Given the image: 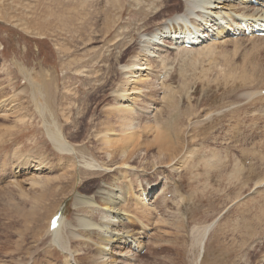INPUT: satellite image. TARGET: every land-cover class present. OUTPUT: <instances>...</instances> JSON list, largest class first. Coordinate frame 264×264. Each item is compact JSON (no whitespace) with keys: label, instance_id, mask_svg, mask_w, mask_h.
<instances>
[{"label":"rangeland","instance_id":"obj_1","mask_svg":"<svg viewBox=\"0 0 264 264\" xmlns=\"http://www.w3.org/2000/svg\"><path fill=\"white\" fill-rule=\"evenodd\" d=\"M140 1L91 0L94 3L91 6L83 0H0V93L8 96L2 97L8 101L1 103L10 107V96L27 84L26 74L33 73L36 77L43 74L48 81H53H50L52 104L55 105L65 131H71L73 125H78V129L72 131L76 137L70 138L71 141L78 143L83 138L93 141L90 138L91 128L103 116L101 107L111 102V89L118 82L122 83L119 68L136 49L139 35L151 30L163 17L181 11L185 0H154L156 8L147 5L149 0ZM239 39L236 44L232 41L217 43L218 46L211 49L210 53L169 50V56L164 59L165 69L160 73L155 72L160 83H163L161 87L157 85L152 90V96L146 102H152L154 111L159 106L162 108L160 98L168 91L173 103L159 113V124L172 137L178 132L179 125L186 126L188 141L190 143L192 139V143L187 142L185 146L190 151H184V148L177 156L178 160L182 159L179 170L173 171L168 164H159L161 166L155 165L146 172L136 173L139 184L141 182L144 187L147 182L157 185L150 200H155L160 208L152 214L149 225L152 226L151 230L142 238V250L146 247L147 250L137 255L135 264L144 261L150 264L264 262V229L255 227L256 230H252L248 224L251 221V225H254L252 223L256 214L264 220L260 215L264 213V186L252 190L255 179L262 175L264 177V95L260 94L264 90V40ZM242 65L249 72L253 71L252 79L243 81L240 76L244 68ZM255 65L262 69L261 72L254 70ZM7 77L11 80H7ZM11 84L12 87L9 86ZM30 91L21 95L19 93V102L13 104L17 108L13 111L22 108L19 111L25 115V120L17 123L15 131L2 134L17 113L10 112L8 118L0 116V139L4 142L0 146V264H31L33 260L34 264H66V255L59 247L42 243L49 238L44 234L48 214L52 209L55 213L62 208L67 230L73 229L70 224L76 215L88 217L86 206L74 204L77 194L92 195L102 181L115 182L121 188L117 189L120 192L126 187V179L118 178L120 173L119 169L114 168L116 165L109 169H101L98 165L95 170H83L82 157L90 160L91 156L90 153L83 156L78 154L75 159L81 172L76 174V186H60L59 190L52 186L49 188L51 191H45L51 196L50 199L40 205L27 194L20 195L15 182L28 188L29 179L35 174L53 177L61 173L55 165L58 164L60 154L47 136L44 119L39 116ZM144 136H141L140 143L145 142ZM92 144L94 141L89 142L88 146ZM155 148H150L151 154ZM14 151H22L27 158L42 152L51 167L36 170L35 166L27 163L29 169L24 170L16 165L18 160L12 158ZM181 155L188 159H183ZM213 155H225L224 165L218 169L209 166L215 161ZM94 157L96 164L101 162V154H94ZM27 158V161L31 159ZM236 159L241 162L245 159L244 170L249 168V163L255 164L256 168L245 172L246 186L241 188L242 191L237 181L232 185L228 179ZM163 183L165 192L176 196V199L171 197V201H167V207H161L163 201H159L169 198H165L166 193L162 192ZM134 184L136 186L137 183ZM139 188L137 186L133 193H138ZM6 190L12 193L4 194ZM37 194L35 197H38ZM156 196H159L158 199ZM244 201H247L246 204H243ZM34 208L36 212L32 215ZM158 216L165 218L166 223H158ZM217 216L205 242V249L198 259V248L187 251L191 241L190 229L194 225L202 227ZM245 217L250 219L246 222ZM153 219L157 220L155 228L168 230L163 234L164 237L161 235L158 246H151L154 245L151 239H154L148 237L152 231H156ZM44 225L45 230L39 231ZM138 228L139 225L135 224L134 230ZM246 228L249 229L247 232ZM80 234L77 237L85 236ZM118 251V248H114L106 258L111 256L109 259L117 258L119 262V254H115ZM120 259L125 261L123 256Z\"/></svg>","mask_w":264,"mask_h":264},{"label":"bare ground","instance_id":"obj_2","mask_svg":"<svg viewBox=\"0 0 264 264\" xmlns=\"http://www.w3.org/2000/svg\"><path fill=\"white\" fill-rule=\"evenodd\" d=\"M149 1L150 2H147V5H153V8L157 7L154 0ZM83 2H88L91 4V6L94 4L91 2V0H83ZM138 2L141 1L138 0ZM255 2L256 4H253L252 0H185L181 11H176L171 15L163 17L152 27L151 30L140 34L137 42L135 43L136 49L119 68V73L122 78V80H120L122 83L119 84L118 82V84H116L115 87L111 89V102H108L101 107L103 116L100 118L101 120L97 121V123L91 128L92 137L90 138H92L94 141V145L92 144L93 146H88L89 142H93L90 141V139L86 141L85 138H83L78 143L71 141L72 139L70 138L76 137L72 131H76V129H78V125H73V130L71 131H65V126L64 124H61V118L59 114L56 113L55 105L52 104V94L50 91V81L52 80L48 78L50 80L48 81L47 76L45 77L43 74H38L36 77V75L33 76V73L26 74L25 77L27 78V84L22 89H19L18 92L10 96V107H7V104L5 103H1L3 101L7 102L8 99H4L6 95H2L0 93V116L3 118H8L7 114L10 112H12V114H14V112L17 113L15 115L16 117L14 116L15 118L11 120V123L8 124L6 128L4 127L5 129L2 134H8L12 132L15 127L17 128L19 122L25 120V115L22 114V111H19L22 110V108L18 110L19 113L18 111H13L17 109L13 104L15 101L19 102V93L20 95L22 93H27V91L30 89L31 91L29 93L31 99L34 102V106L39 116L44 119L43 125L47 136L49 140H51L56 152L60 154L58 164L55 165L58 167L59 172L61 173L53 177H42L35 174L29 179L30 186L28 188H23L19 182H15L14 184L17 185V188H19L20 195L27 194V196H30L29 198H34L33 201L38 202V205H40L46 199H50L51 196L49 197L48 193L45 191L49 188H52V186L56 188L61 186L62 188L64 186L67 187L70 185L73 187L77 180L76 174L81 172L77 166V160L75 159L78 154L83 156L90 153L91 156L90 160H88L87 157H82L84 158L83 165H81L83 166V170H95L98 165V167H101V169H109V167L111 168L112 165L113 167L116 165L114 168L119 169L120 173L118 178L126 179V187H124V190H120V192H118V190L121 188H118L115 182L105 183L102 181L100 184L98 183V188L95 189L92 195L88 196L82 195L80 193L77 194L74 204L75 206L79 204L81 206H86L88 217L84 218L80 217V214L76 215L73 218V222L70 224L74 227L73 229L67 230V220L66 216H64L62 218L63 220L59 221L60 225L58 228L51 232L48 229V225L50 217L52 214H54V212H52L53 209L48 214V217L46 218V220H48L46 222L47 225L45 224L46 227L45 225L42 226L39 231H44L45 227L46 231L44 234L49 238H47V240L42 243L43 245L46 243V246L52 245L59 247V250L66 255V264H135L134 259H136L137 255L139 254L137 251H139L144 244L142 238H145V236L148 235L143 231L149 232L151 230L150 227L152 226L149 225L152 221H150V218L152 217V214L158 212L159 209L158 205L154 204V200H150V203H147L145 199L149 198H144L141 196L143 192L142 190H145V187L146 190L154 191L155 189L157 190V185L149 184V182H147V184H145L146 186L144 187V184L141 185V182L139 184L136 173L143 171L146 172L148 168L151 169L150 167L155 165L158 166L159 164H168V167L172 168L173 171L179 170L182 159H179L180 162H177L179 161L177 156L182 153L186 144L189 143V138L187 137V133L185 131L186 126L184 127L179 125L177 132L178 134L176 133L177 135L174 134V137H172L170 134L168 136L167 133L169 131L166 132L167 130L162 128L159 124V113L162 110L164 111V109L166 110L167 106H170L173 103V98L168 91L165 95L163 94L165 91L162 93L164 95H161L162 98H160L163 102V104H161L162 108L159 106V108L156 110L154 107L156 112L153 110V104H151L152 102H148L149 104L146 102V100L148 101V99L151 98L152 90L157 85L160 86L163 83H160V80H158L155 72L160 73L165 69L164 59L169 56V50H175V52L199 51L202 53H207L209 51L210 53L212 51L211 49H213L217 43L232 41L234 44H236L241 39H237V37H231L229 34L231 33L230 31H233L235 27L239 26L240 21H244L249 25H257L264 30V6L262 5L263 0H255ZM185 39L190 40L192 47L184 48L183 46H180L181 42L183 43ZM246 40L262 41L264 40V37H248ZM242 67L244 68L241 70L240 76L243 78V81L252 79L253 71L249 72L246 69V66L242 65ZM256 69L260 70V72L262 70L259 68V66L255 65L254 70ZM232 72L233 71L230 70V74H232ZM7 80H9L8 77ZM9 86L12 87V84ZM0 92H2V89H0ZM6 98H8V96ZM146 116H151L153 120H151V118L148 119ZM262 116L264 119V115ZM68 118L69 116H67L66 119ZM68 123H70V121ZM71 123L73 122L71 121ZM145 132L147 133V135H145L146 137L144 136ZM141 136L146 138V140L144 139V143H140V140L142 139ZM0 140L1 146L4 142L3 139ZM191 141L189 144L192 143ZM153 146L156 148L155 152L151 154L150 148ZM185 150H187V148H185L184 151ZM242 152L244 153V151ZM97 153L98 155H102V157H100L101 162L99 161L98 164L94 162L96 161L94 154ZM25 155L26 154L22 153V151H14L12 154V158L18 160L16 165L23 167L24 170L27 168L29 169L27 163H31L33 167L35 166L36 170H42L43 167H46L47 169L51 167L50 162L47 160V156H45L42 152L35 154V156L31 155V159L29 161L25 160L27 158ZM188 155L189 154L186 156ZM181 156L183 157L185 155ZM213 156L215 161H213V164H210L209 166H214L212 168L218 169V167L224 165L226 158L225 155ZM183 159L186 158L183 157ZM243 162L236 159L235 162L232 163V169L229 173L231 176L228 178L231 184L237 181V183H239L240 189L246 186L245 172H251L256 169L255 164L249 163V168L247 169L248 171L246 169L244 170ZM154 169L155 168H153V171H155ZM255 180L256 182L252 183V185H254L252 190L257 189V187H260L261 185L264 186V182H262L264 181L263 175L259 176ZM134 183H137L136 186ZM137 186H140L139 192L133 193V190L135 191ZM242 190L243 189L240 191ZM49 191L51 190L49 189ZM44 192L47 194V196H45ZM8 193L11 194L12 192L6 190L4 194ZM36 194L38 197H35ZM7 196H5V198H7ZM234 196H236V194H234ZM156 197L158 199L159 196ZM237 197L238 196H236V198ZM237 199H239V197ZM10 201H12V199ZM262 201L264 203V200ZM246 202L247 201H244L243 204H246ZM36 205L37 204H35V206ZM35 212L36 211L34 208L32 210V215H34ZM260 215L264 217V213H261ZM255 217H253L255 218L254 221L251 219L253 221L252 224L254 225H251V221L250 223L248 222L251 229L256 230V228L259 229L260 227L264 229V220L257 216V214ZM157 218L158 223H166L165 218H159V216ZM128 219V223H125L124 221H127ZM217 219L218 216L202 227H197L194 225L190 229L189 240L191 241L187 251H194L196 248H198V259L205 249V242L211 234V231L213 230L212 227L215 225ZM249 219L250 218L248 217L244 218L246 222ZM157 220L155 219L153 224V227L156 231H152V233L150 232L151 234L148 236L149 239H154H151L152 243L154 244L151 246H158L160 244L159 241L161 240V235L164 237L163 234L168 231H165L160 227L155 228ZM131 224H133V226H128ZM135 224L139 225V228L136 230H134ZM248 224L244 226H247ZM79 230L83 235H85L83 238L77 237V235H81L80 232H78ZM247 230L249 229L246 228L245 231L247 232ZM50 235L52 237H50ZM165 241H167V239ZM175 244H177V242ZM114 248L119 249V251L115 253L119 254V262L117 258L109 259L111 256L108 259L106 258V256L109 255V251L111 254ZM35 251H33L31 255ZM120 256H123L125 261H122ZM31 264H34V260L31 262ZM141 264L150 263L144 261ZM259 264H264V262Z\"/></svg>","mask_w":264,"mask_h":264}]
</instances>
